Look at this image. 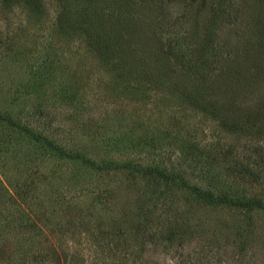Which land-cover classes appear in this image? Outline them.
Masks as SVG:
<instances>
[{
  "label": "rangeland",
  "instance_id": "obj_1",
  "mask_svg": "<svg viewBox=\"0 0 264 264\" xmlns=\"http://www.w3.org/2000/svg\"><path fill=\"white\" fill-rule=\"evenodd\" d=\"M44 2L40 23L0 7L1 109L68 148L264 201V120L253 130L222 124L264 106V0H207L197 19L201 0H138L134 37L148 49L174 31L171 24L186 35L198 23L216 58L202 80L188 74L187 81L178 69L134 94L113 84L74 18L58 30L62 8ZM187 84L215 99L220 113L191 101ZM32 152L42 162L32 164ZM44 154L0 124V191L9 194L0 198V227L9 221L0 228V264H264V212L212 208L178 187L161 197L162 186L147 190L137 175L84 174ZM175 225L177 236L165 240Z\"/></svg>",
  "mask_w": 264,
  "mask_h": 264
},
{
  "label": "trees",
  "instance_id": "obj_2",
  "mask_svg": "<svg viewBox=\"0 0 264 264\" xmlns=\"http://www.w3.org/2000/svg\"><path fill=\"white\" fill-rule=\"evenodd\" d=\"M54 1L62 8L61 14L63 15L57 20L56 28L63 30L62 26H65L64 28L67 27V19L73 17L75 27L78 28L80 33H83L81 35H84L86 40L92 41L91 49L98 53L102 66L110 71L112 82L119 89L129 90L133 94L137 93L142 89L144 90V86L154 85L160 77L168 79L170 75H175V71L178 69L186 79L188 74H192L195 77L199 75L201 77L200 73L203 68H209L211 71L212 64L216 58L215 48L212 46V41H209L210 36H203L201 34L197 25L198 23L192 24V27L185 33L186 35L177 29V23L171 24L170 27H174V31L169 29L167 35L163 36L164 38L161 35V38L156 41L158 44L155 43V39L158 36L154 41L152 40L151 53H149L150 49H148L147 45L140 43L137 39L138 37H134V13L136 12L138 0ZM188 1L191 3L194 1L195 3V0ZM205 1L207 0H201V2L195 4V19L200 16ZM44 5V0H0V7L2 9L8 11L22 9L29 17L38 20V23L45 16ZM208 34L210 33L208 32ZM153 52L156 53L155 56L152 55ZM210 73L213 75L212 71ZM37 76L35 73L32 79L33 82L31 83L32 87L30 88H33L34 85L37 87L36 82L39 78ZM210 78L213 77L210 76ZM211 84L208 85L210 87L215 86L214 83ZM233 84L231 83L230 87L237 90L239 88L238 85L233 86ZM185 86L186 90L189 89V97H187L191 101L196 102L198 105H201L203 102L210 104L213 116L220 113V106L214 105L215 99H213V102H208L205 99V95H197L198 86L192 87L190 84ZM243 87L247 92L251 89L252 83L247 80V84ZM203 89L205 92L209 90L202 87ZM223 107L226 106H222L221 109ZM263 108L251 109L241 118L234 117L229 120L227 117H224L222 118V124L226 129H234V131L243 128L253 130L255 122L261 119L264 120ZM204 111H209V108L205 107ZM15 115L16 113L11 114L7 110L0 108V124L8 127L11 132L23 135L28 142L32 143L36 148L41 149L42 152L44 151V156L48 155L52 157H50L51 159L71 164L73 168L82 171L84 174L89 172L94 174L129 173L137 175L141 180L145 181L147 190L162 186L161 197L165 193L167 194L171 187H178L181 191L185 192L186 196L190 195L194 202L201 201L212 208L224 207L245 213L264 212L263 200L233 197L223 191L216 194L210 190H204L197 185L191 184L185 179L184 175L181 176L178 172L167 173L160 166L153 164L143 166L132 161L119 162L112 158L91 156L81 149L68 148L56 143L47 135H44L43 132L29 129L25 124H21ZM127 148L129 147L123 145L120 149L126 150ZM29 157L30 161L33 162L32 164H36L34 163L36 160H38V163L42 162L40 154L33 153ZM5 193L9 195L6 190H1L0 198L4 199ZM8 199L12 198L8 196ZM2 221L4 223L0 228H8L9 221L7 219H3ZM13 221L15 220L13 219ZM29 222L20 221L19 224L25 228L29 227ZM177 227L178 225L172 226L168 232H165V240H171L177 236ZM185 227L187 226L180 228L184 229ZM77 261L78 259L76 258L74 263L72 261L69 263L77 264Z\"/></svg>",
  "mask_w": 264,
  "mask_h": 264
}]
</instances>
